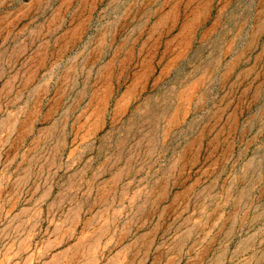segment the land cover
<instances>
[{
  "label": "rangeland",
  "instance_id": "obj_1",
  "mask_svg": "<svg viewBox=\"0 0 264 264\" xmlns=\"http://www.w3.org/2000/svg\"><path fill=\"white\" fill-rule=\"evenodd\" d=\"M0 264H264V0H0Z\"/></svg>",
  "mask_w": 264,
  "mask_h": 264
}]
</instances>
